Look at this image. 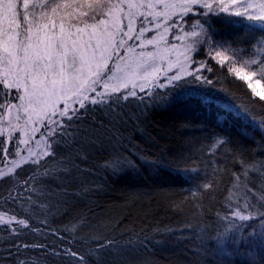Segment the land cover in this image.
I'll list each match as a JSON object with an SVG mask.
<instances>
[{"label":"snow or ice","instance_id":"1","mask_svg":"<svg viewBox=\"0 0 264 264\" xmlns=\"http://www.w3.org/2000/svg\"><path fill=\"white\" fill-rule=\"evenodd\" d=\"M197 3L207 9L205 17L208 14L228 13L229 16L258 22L264 29V0H214L213 3L208 0H183L180 6L187 13L191 11L189 5ZM171 6L168 0H0V123L5 122L4 118L8 116L10 118L6 123L9 127L19 129L17 147L29 143L25 132L29 123L40 124L43 127L33 126L31 133L35 135L40 132L37 143L42 142L44 145L40 152L35 153L29 147L30 155L25 163L35 168L30 169V176L21 177L22 183L8 189L5 203H19L21 206L28 203L33 212H48L53 206L52 201L62 203L60 198L69 196L66 185L91 173L93 167L113 175L135 168L133 160L124 155L127 150L126 138L121 129H126L130 122H139L149 107H160L178 97L187 100L194 95L189 85L197 82L213 83L204 73H211L214 68L205 61H200L197 67L195 57L185 56L183 62L169 64L163 70L155 67L152 52L141 50L136 57L135 48L130 42L142 40L148 31L141 19L139 32L135 36L131 35L138 23L135 19L137 12L141 8L147 9V12H140L141 18H147L154 14V8ZM170 26L175 28L176 22ZM196 26H201L199 20ZM201 32L205 33L204 36H197L196 41L200 47H193L192 51L199 55L207 46L210 59L222 68L227 60V72L246 82L252 94L264 102V88L258 90L255 86L264 81V31L259 36L249 38L245 35L219 44L213 42L202 26ZM192 35L197 34L193 32ZM155 39L153 36L146 42L151 44ZM245 43L247 48L239 47ZM171 46L176 48L175 44ZM190 61L191 71L188 68ZM122 64L125 68H121ZM173 68L176 69L174 73ZM120 72H123L122 76H118ZM138 72L144 74L139 92H121L119 84L110 88V82L117 79L127 89L126 78ZM257 76L259 80H254ZM158 89L166 91L160 93ZM177 89L183 91L177 92ZM171 92H175V95H169ZM130 97L139 99L137 109L142 106L139 114L125 111ZM146 100H150L151 104L145 103ZM201 102L209 101L205 97ZM13 108L16 109L15 124L11 119ZM21 112L26 117L23 124L20 123ZM241 134L246 135L243 132ZM4 135L5 129L0 128V138ZM211 135L219 136L218 133ZM13 139L10 134L6 140L0 139V150L5 160L11 155ZM127 142L130 143V140ZM230 144L232 141L229 137H220L215 140L213 147ZM257 147L259 149L260 145ZM237 151L243 156L246 150L238 146ZM16 155L20 157V152L17 151ZM97 155L104 157L103 164L81 168V164H90ZM12 163L19 166L16 161ZM250 170L264 177V162L259 166L253 164L251 169L245 168V178ZM234 175L236 184L228 189L229 195L225 198L227 211L223 215L218 212L215 221L205 223V230L220 229L227 223L228 227L222 233L218 231L211 246L216 248L228 242L233 245L232 251L221 249L209 256L201 236L200 243L193 250L196 259L192 264H234L233 260L225 258L236 255L239 247L246 242L256 238L264 245V196L257 201L254 185L247 187L251 182L246 179L247 191L242 195L243 205L239 201L232 203L233 190L240 183V176ZM3 177L4 172L0 170V179ZM53 184L55 187H52ZM203 187L207 189L211 185L206 183ZM87 191L85 187L84 192ZM192 195L196 196L197 192L193 190ZM7 215V212H0V224L8 225L13 238L7 241L5 251L8 255L0 257V262L30 264L27 259L21 258L24 250L44 248L46 245L15 239L30 225L27 219H17L15 215L5 220ZM12 222L20 227H13ZM249 222H258V225L245 235L247 229L252 227ZM31 230L45 234L43 229L33 227ZM52 234L58 235L57 230H53ZM145 247L146 240L139 241L137 237L136 240L129 239L122 247L117 246L114 240H108L98 243L95 249L89 248L86 253L66 248L62 254L74 258L75 264H89V257L95 259V264H134L135 254ZM52 254L61 255L55 250H52ZM249 264H264V257L259 260L252 258Z\"/></svg>","mask_w":264,"mask_h":264},{"label":"trees","instance_id":"2","mask_svg":"<svg viewBox=\"0 0 264 264\" xmlns=\"http://www.w3.org/2000/svg\"><path fill=\"white\" fill-rule=\"evenodd\" d=\"M168 2L172 6L159 7L163 16L158 14L155 17L160 19L158 23L160 22V30L165 37L148 45L145 43L146 39L151 38L144 39V46L139 51L152 52L155 57H159L158 49L162 41H167L170 45L172 42L176 43V53L180 54H176V58L169 62L162 57L164 61L161 70L169 64L175 65L177 61L183 62L185 56L195 57L197 67L200 61H205L214 68L213 72L204 73L213 83L197 82L189 85L188 88L194 95L187 100L178 97L160 107H149L139 122H130L126 129H121L126 138L127 150L124 155L133 160L135 168L117 175L102 172L93 166L103 164L104 157L95 156L90 164H81V168L93 167L92 172L67 184L69 196L61 197L62 203L52 201L53 206L48 212H33L28 203L21 206L19 203L12 205L4 202L8 189L22 183L21 177L30 176V169L35 168L34 165L23 163L5 174L0 179V212L8 213L5 220L15 215L17 219H27L30 225L15 239L46 245L44 248L24 250L21 258L27 259L30 264H75L74 258L62 254L64 249L86 253L89 248L95 249L98 243L114 240L117 246L122 247L129 239L136 240L137 237L139 241L146 240V247L135 254L134 264H192L196 259L193 250L200 243L201 236L209 256L213 251L219 252L221 249L232 251L233 245L228 242L216 248L211 246L218 231L222 233L228 227L227 223L220 229L207 230L205 223L215 221L218 212L223 215L227 211L225 198L229 195L228 189L236 184L234 173L240 176V183L233 190L232 203L239 201L243 205L242 195L247 187L253 185L255 199L259 201L264 196V177L251 170L247 178L243 175L245 168L251 169L253 164L259 166L264 162V102H260L252 94L246 82L227 72V60L222 68L215 60L210 59L207 46H204L199 55L192 51L193 47H200L196 43L197 36L202 38L205 34L201 32V26L217 44L231 42L236 37L245 35L249 38L259 36L264 29L258 22L229 16L228 13L208 14L205 17L207 9L201 8L199 3L189 5L191 11L185 13L180 6L183 0ZM208 2L213 3L214 0ZM144 9L141 8L137 14ZM124 10L127 11V8ZM198 20L201 26H196ZM173 22H176L175 28L170 26ZM193 32L197 35H192ZM239 47L247 48L248 45L245 43ZM139 51H135L137 58ZM188 68L189 71L192 70L191 61ZM175 70L173 68L172 72ZM254 79H259V76ZM261 83L264 87V81ZM126 90L130 89L120 91ZM165 91L158 89L160 93ZM169 95L174 96L175 92ZM205 97L208 103L201 102ZM139 103L138 98L130 97L125 111L139 114L142 110V106L137 109ZM145 103L151 104V101L146 100ZM15 113L16 109L13 108L11 116ZM21 115L20 123L23 124L26 117L22 112ZM6 118L8 120L10 117L5 116L4 121ZM35 119L34 116L33 120ZM33 126L43 127L29 123L25 132L29 133L26 137L30 141L40 139L41 135L40 132L35 135L31 133ZM0 128L5 129V135L0 139H8L9 134L14 138L11 155L7 160L0 150V170H5L13 165L12 161L17 162L19 157L16 152L19 151L21 156L22 150L30 142L17 147L19 129H13L3 122L0 123ZM242 132L246 135H242ZM213 133H218L219 136H212ZM220 137H229L232 144L214 148L215 140ZM238 146H243L246 150L243 156L237 151ZM246 179L251 182L247 187ZM206 183L211 187L204 188ZM85 187L87 192H84ZM193 190L197 192L196 196L192 195ZM78 192L81 195L77 196ZM249 223L252 227L247 229L245 235L258 225V222ZM12 226L20 227L15 222H12ZM33 227L43 229L45 234L33 232ZM53 230H57L58 235H53ZM10 238L13 237L8 225L0 224V257L8 255L5 249ZM52 250L61 255H53ZM262 257L264 245L253 238L239 247L236 255L225 259L233 260L234 264H249L250 259L259 260ZM89 264H95V259L89 257Z\"/></svg>","mask_w":264,"mask_h":264},{"label":"rangeland","instance_id":"3","mask_svg":"<svg viewBox=\"0 0 264 264\" xmlns=\"http://www.w3.org/2000/svg\"><path fill=\"white\" fill-rule=\"evenodd\" d=\"M143 12H147V9L146 10L144 9ZM153 13H154L153 15L148 16L147 18H141L140 14H136V18L135 19L137 20L138 23H137V26L134 27V31H133V33L131 35L135 36L136 32L137 31L139 32L138 24H139V21L141 19H143V24L147 27L148 31L145 33L144 38L142 40H134L133 42L132 41L130 42V43H132L133 47L135 48V51L136 50L139 51V48H141V45L144 46V39H146V38H151L152 39V37L155 36L156 37L155 41H156L160 37H161L160 39L165 37V36H162V32L160 30V29H162V26H160L161 24L159 25L160 22L158 23V20L160 21V19H156L155 18L156 16H158V15H156V13H158V14L163 16V12L161 11V9L159 7H157V8L153 9ZM162 16H160V17H162ZM149 21H152V22L150 23ZM59 22L60 21L57 20V24H59ZM124 24L125 25L127 24V20L124 21ZM125 30H127V29L125 28ZM152 33H154V34H152ZM147 40H150V39H146V41ZM155 41H153V43ZM145 43L147 45L149 44L147 42H145ZM153 43H151V44H153ZM171 44H174V43L172 42ZM177 50H178V48L173 49L170 44H167V41H162L160 43L159 49H158V51L160 52L159 57H155V67L160 68V69L162 68V62L164 61L163 58H165V60H167L168 62L171 61L172 58L173 59L176 58ZM179 54H177V55H179ZM109 63L111 64L112 61H109ZM121 68H125V65H123V66L121 65ZM129 71H131V70L129 69ZM149 71H151V69H149ZM122 75H123V72L118 73V76H122ZM143 75H144L143 72H138L136 75H130L129 77H127L126 81H125V83L127 85V88L130 89V90H135V91L139 90V84L142 81ZM254 80H259V79H254ZM115 84H119L120 85V90L125 89L124 83H121L117 79H113V81L110 82V88H111L112 85H115ZM134 84L136 85L135 89L133 88ZM255 86L257 87L258 90H261L262 88H264L261 82L259 84H255ZM61 104H62V101H61ZM71 106L72 105L70 104L69 107H71ZM15 116H16V113L11 116L13 124L15 123V120H14ZM6 121H7V118H6ZM6 121L3 122V123H6ZM39 125L40 124H37L38 127H39ZM26 136H29V133H26ZM39 140L40 139L34 140V141H30L29 140L30 143L27 145L28 146L27 148L24 147V149H23V146H22V148H20V151L23 149L22 153H21V156H20V157H23V159H21L20 157L18 158V160H17V164L18 165H21V164L25 163V161L29 158V155H30L29 147L32 149V152H34V153L35 152H40L43 149V147H44L43 143L42 142L39 143V144L37 143V141H39ZM15 167H17V166L13 164V165H10L5 170H3L4 175L9 173V172H11L10 170H12Z\"/></svg>","mask_w":264,"mask_h":264}]
</instances>
